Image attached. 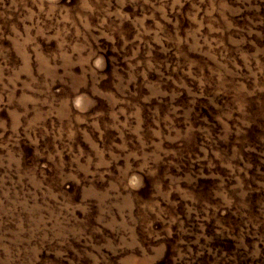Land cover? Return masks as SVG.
<instances>
[{
	"label": "rangeland",
	"instance_id": "374dc122",
	"mask_svg": "<svg viewBox=\"0 0 264 264\" xmlns=\"http://www.w3.org/2000/svg\"><path fill=\"white\" fill-rule=\"evenodd\" d=\"M0 264H264V0H0Z\"/></svg>",
	"mask_w": 264,
	"mask_h": 264
}]
</instances>
